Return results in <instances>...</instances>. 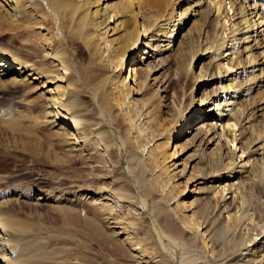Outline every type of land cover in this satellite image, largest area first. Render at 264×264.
I'll return each mask as SVG.
<instances>
[{
    "label": "bare ground",
    "instance_id": "obj_1",
    "mask_svg": "<svg viewBox=\"0 0 264 264\" xmlns=\"http://www.w3.org/2000/svg\"><path fill=\"white\" fill-rule=\"evenodd\" d=\"M165 1L0 0V28L8 27L10 30L20 31L31 27L35 20L31 21L30 17H37L39 5H45L49 14L44 10L38 14L39 19L41 17L46 21L50 16L56 22H60V19L67 17L74 27V34L81 37L86 46L94 45L95 51L100 46L102 62L106 60L110 65L116 62V69L112 66V71L89 86L87 99L91 108H85L84 101L73 90L78 85L75 86L72 81L67 80L69 69L64 51L66 38L59 32L56 37L60 38V41L54 44L47 41L48 50L42 54L1 51L0 90L23 86L25 87L23 96L29 102L43 99L46 102L44 106L46 126L56 127L64 133L67 137L66 145L78 153L90 154L100 141L104 142L106 129L116 139L117 146L123 150V140L116 124L123 125L125 134L135 135L138 131L134 130V124L131 122L133 105L138 102L139 105H143V119L148 121L151 117L152 98L167 86L165 80L160 82L159 78L154 76L156 70L146 61L153 58L156 51L170 52L181 58L187 44L182 40L176 44L178 37L176 33L184 27L187 20L180 17L181 12L175 13L174 8L170 12L166 11L167 5L173 4V0ZM193 2L191 17L203 11L208 13L212 18V22H209L215 34L214 40L201 50L203 55L211 57V68L207 73L203 72L201 67L196 77L200 81L202 76L200 87L215 83L216 87L208 91L206 96H202L199 103L196 100L192 103V109L204 103L214 104L212 108L217 111L210 116L214 117L215 122L200 127L204 135L199 142V145L202 144L199 153L202 165L199 171L191 172L188 178L194 184H206L209 212L190 225L192 232L187 240L190 243L200 239L199 236L204 238L205 250L187 257L182 255V259H178L180 246L175 238L166 232L150 213L149 222L153 225L157 240L172 264H207L211 261H214V264H264V131L254 130V122L258 121L264 111V93H261L264 87V0H252L249 9L246 6L247 0L239 7L237 4L241 0H193ZM170 5L168 8H171ZM174 24L176 27L170 30ZM166 26L170 29L166 30ZM109 37L111 39H108ZM201 60L199 56L195 58L194 55H190L185 67L192 70ZM114 76L118 81L113 80ZM83 80L80 78L81 84ZM146 96L151 98L145 101ZM211 109L201 114L207 116ZM6 117V111H0V118L6 121ZM177 117L174 130L184 123L186 114L180 115L178 112ZM16 120L18 121V118ZM72 124L74 129L71 128ZM183 127L184 125L179 132L183 131ZM76 129L89 130L94 136L92 138L87 134L77 135ZM173 131L167 133L164 145L166 149L173 147L169 154L173 163L167 169L172 167L175 173L184 176L188 174L191 165L187 167L177 160L181 158L183 148L173 142L171 136ZM0 140H3L10 150L15 147L28 149L27 146L19 147L14 140L12 143L7 137L4 139L0 137ZM237 142H244L246 147L240 145L238 149ZM214 143L215 147L212 148ZM108 192L112 195L116 191L110 189ZM108 192L105 191L101 195L96 192V195L100 196L97 200L109 202L112 198ZM94 193L87 191L88 195H95ZM123 193L128 195L130 191L123 189ZM34 195L35 193L18 188L4 191L0 187V264H41V256L29 253L31 245L24 239L23 223L10 219L8 211L2 205L11 197L13 199L23 197L30 201L35 199V202L39 203L55 202L64 197L51 192ZM169 210L172 211L170 220L173 222L179 214L177 215L176 209ZM62 212L68 220L81 225L105 252L110 249L114 252L121 251L119 236H126L128 223L135 226L133 222L127 223L109 214L104 217L106 232L104 226L90 217L74 216L67 208ZM169 223L171 227L177 226L174 222V226ZM108 230H111L112 234ZM135 230H127L129 232L124 240L134 252L132 256L136 258L137 264H154L153 256L151 259L141 249V241L137 240ZM217 246H222L225 252L219 253L220 256L216 257ZM51 261L45 259L43 263L50 264Z\"/></svg>",
    "mask_w": 264,
    "mask_h": 264
},
{
    "label": "rangeland",
    "instance_id": "obj_2",
    "mask_svg": "<svg viewBox=\"0 0 264 264\" xmlns=\"http://www.w3.org/2000/svg\"><path fill=\"white\" fill-rule=\"evenodd\" d=\"M171 1L169 0V2ZM173 1L174 5L168 4L171 8H168L167 5L166 11L170 12L174 8L175 13L181 12L180 17L187 20L180 31L176 30V34H178L176 44L181 40L186 41L187 44L182 51L181 58L170 52L156 51L155 56L146 61L156 70L154 76L158 77L160 82L165 80L167 86L163 91H160L161 93H156L155 98H152L151 117L148 121L143 119V105H139V102L133 105L131 122L134 124V130L138 131L135 135L125 134L123 125L116 124V127L119 128L120 138L123 140V150L117 146L116 139L106 129L103 136L105 137L104 142H102L104 147L100 145L102 144L100 141L98 147H94L90 154L78 153V151L72 150L71 146L66 145L67 137L64 133L56 127L46 126L47 124L44 122V119L46 120L44 107L46 102L43 99L29 102L23 96L25 90L23 86L0 90V111H6V121L11 120L6 123L0 118V134L2 135L0 137L3 139L7 137L11 142L14 140L19 147L27 146L28 148L24 150L15 147L10 150L5 142L0 140V187L4 191L18 188L35 193L36 196L51 192L65 197V199L62 198L63 201L60 199L61 201H42L40 203L35 202V199L30 201L23 197L17 199L11 197L2 204L3 208L8 211L10 219L23 223L24 239L28 245H31L29 253L41 256V264L45 259L53 260L50 264H137L136 258L132 256L134 252L124 241L131 229H136L135 236L138 241H141V249L150 258L153 256L151 259L155 260L154 264H172L167 259L161 243L157 240L154 227L149 222V213L155 216L160 226L177 241L180 246L178 259H182V255L187 257L205 250L204 238L199 236L200 239L194 241L195 244L193 241L189 243L187 240L192 232L189 228L190 225L209 212L210 204L206 194V184L197 185L188 178L191 172L199 171L202 165V162L199 161L202 144L199 145V142L204 135L203 129L200 127L203 124L208 125L215 122L214 117L210 116L216 114L217 110L212 108L214 104L206 105L204 103V106L199 105L192 109V103L195 100L199 103L202 96H206L208 91H212L216 87V83L200 87L202 76H200V81L196 77L201 67V70L207 73L211 68V57L203 55L201 50L214 40L215 34L210 23L212 18L208 13L207 15L203 11L191 17L193 0ZM165 2H163V7H165ZM243 2L244 0H241L237 7ZM250 4L252 5V0H247L248 9ZM44 10L49 14L45 5H39L37 17L28 15L31 21H35L27 29L15 31L8 27L0 28V52L17 51L29 53V55L42 54L48 50L46 49L47 41H52L53 44L60 41L56 34L61 32L66 38L64 51L69 69L67 80L72 81L75 86L78 85L73 90L84 101V107L89 109L91 106L87 99V89L97 79L112 71V66L113 69H116V62H113L112 65L106 60L102 62L100 46L97 51H95L94 45L86 46L82 38L74 34V27L71 26L67 17L60 19V22H56L50 16L46 21L41 17L39 19L38 14L43 13ZM188 10L189 12H187ZM184 12L187 13L184 14ZM40 27L44 29L41 30ZM175 27L176 24L171 29L167 26L165 28L172 30ZM197 32L199 33L197 34ZM190 55L202 58L197 66H193L192 70L185 67ZM80 78L84 79L83 84H81ZM113 80L118 81V78L114 76ZM60 85L64 84L60 83ZM261 93H264V87L261 89ZM150 98V96H146L144 100L147 101ZM209 109H211L209 115L201 114ZM178 112L180 115L186 114V117L184 123L174 130ZM93 114L94 112L91 113V116ZM262 114L258 121L254 122L256 132L264 131V111ZM19 119L21 120L19 121ZM9 123L11 124L9 125ZM5 124L9 126L6 127ZM183 125V131L179 132ZM71 128L74 129L73 124ZM142 130L146 131L143 133ZM170 130H174L171 134L173 142L183 148L181 158L177 160L187 167L191 165L187 175L182 176L180 173H175L172 167L167 169L173 163L169 155L173 151V147L169 149L164 147L167 133ZM76 131L80 136L85 134L92 138L94 136L89 130L76 129ZM244 142L236 143L238 149L240 145L246 147ZM215 143L212 148L215 147ZM238 149L237 152L240 155ZM195 158L197 159L194 161ZM128 169H132V171ZM165 169L167 170L164 171ZM172 174L174 175L171 176ZM110 189L116 192L111 195L108 192ZM123 189H128L130 193L124 194ZM87 191L95 192V195H88ZM105 191L112 198L109 200L111 205L108 201L97 200L100 197L98 195ZM96 192L99 194L96 195ZM64 208L71 210L74 216L90 217L104 227V217L109 214L124 222H133L135 226H130L128 223L130 228L126 229V236H119L118 242L122 244L121 251L114 252L110 249L105 252L98 247L81 225L64 216L62 212ZM169 209L178 211L177 219L173 220L177 226H174L170 220L172 211ZM169 222L174 227H171ZM108 231L112 234L111 230ZM215 250L217 251L216 257L225 252L222 246H217ZM211 262L207 264H214V261Z\"/></svg>",
    "mask_w": 264,
    "mask_h": 264
}]
</instances>
